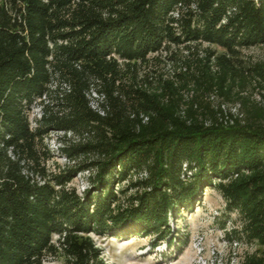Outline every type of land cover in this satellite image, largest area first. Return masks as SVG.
<instances>
[{
	"label": "trees",
	"instance_id": "16d2710c",
	"mask_svg": "<svg viewBox=\"0 0 264 264\" xmlns=\"http://www.w3.org/2000/svg\"><path fill=\"white\" fill-rule=\"evenodd\" d=\"M200 41L225 52L207 48L182 112L179 86L149 89L140 70L151 53ZM256 44L264 0H0V264H108L93 233L176 244L171 219L210 187L242 219L233 239L259 244L241 264H264V103L238 93L241 120L203 98L216 87L232 98L244 75L233 58ZM249 68L264 81V63ZM56 75L67 85L52 88ZM53 131L68 158L57 171L44 162ZM84 171L82 190L69 185Z\"/></svg>",
	"mask_w": 264,
	"mask_h": 264
},
{
	"label": "rangeland",
	"instance_id": "374dc122",
	"mask_svg": "<svg viewBox=\"0 0 264 264\" xmlns=\"http://www.w3.org/2000/svg\"><path fill=\"white\" fill-rule=\"evenodd\" d=\"M207 48H212L218 53L225 52L220 45L200 41L172 45L160 52L151 53L150 60L143 64L140 70L143 76L142 84L149 89L164 90L166 88L164 82L172 80L179 86L186 100L182 102L183 112L189 104L187 101L194 99L196 94L201 92L202 87H197L195 75L200 73V64L206 57ZM212 58V70L217 72L220 66L215 62L214 56ZM233 59L234 64L241 68L244 75H237L232 98L221 94L216 86L215 89L205 90L203 98L215 109L221 107L227 117H240L244 120L246 110L242 100L238 98V93L248 97L250 101L264 103V81L249 68L256 63H264V44L242 47ZM58 84L67 85L62 81V77L56 75L52 88H56ZM93 95L94 104L97 106L102 96L97 92ZM52 100H55V97L47 95L33 102L29 110L32 125H35L36 118L44 113L46 102ZM67 136L70 139L78 137L71 132L67 133ZM64 141L63 131H53L47 137L52 155L44 162L51 171H57L68 162V158L60 151ZM88 174L87 171L78 173L69 185L82 190L88 183ZM241 224L239 214L227 208L222 193L217 188L210 187L204 191L203 199L193 210L183 212L177 219H171V229L177 236L176 244L168 245L161 241L153 246L151 235L121 238L93 233V236L102 247L103 256L108 264H241L244 255L258 251L259 248L257 241L233 239H236L233 229L239 228ZM43 264L67 263L60 254L48 255Z\"/></svg>",
	"mask_w": 264,
	"mask_h": 264
}]
</instances>
